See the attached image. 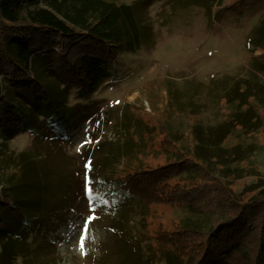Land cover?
Masks as SVG:
<instances>
[{
  "label": "rangeland",
  "instance_id": "obj_1",
  "mask_svg": "<svg viewBox=\"0 0 264 264\" xmlns=\"http://www.w3.org/2000/svg\"><path fill=\"white\" fill-rule=\"evenodd\" d=\"M109 1L131 5L147 36L134 52L121 55L95 90L88 94L83 89L66 90L67 106L56 112V118L43 119L46 110L41 105L33 117L28 102L19 96L0 100V183L12 173L13 163H34V171H26L19 186L23 199L35 194L24 222L31 264H149L113 228L118 205L126 206L133 233L149 246L148 253H155L154 261L160 244L166 245L163 235L178 229L180 222L207 227L210 215L159 202L147 209L137 200L125 199L120 188L105 186L99 177L106 173L121 185L126 173L138 169L137 158L123 150L133 117L148 127L162 126L175 143V148L169 146L166 153L143 161L161 164L179 154L193 159L197 145L193 124L200 125L198 135L208 144L214 141V136H205L227 112L217 98L229 88L225 77H251L255 72L251 63L261 54L248 38L264 14V0H219L210 11L176 7L175 0ZM259 77L264 81V74ZM44 82L55 86L52 77ZM0 93L4 96V90ZM136 123L138 131L143 129L140 121ZM159 143L160 136L152 145L158 149ZM235 145L240 149L234 151ZM221 146L227 149L226 158L211 151L209 161H188L181 177L203 184L219 179L241 197L263 189L264 122L252 136L236 131ZM89 160V187L95 189L91 200L82 187ZM107 161L112 162L106 165ZM41 183L44 190L36 195ZM38 202L45 204L39 215L34 208ZM3 216L8 230H14L17 220L8 212ZM80 235L86 237L83 255Z\"/></svg>",
  "mask_w": 264,
  "mask_h": 264
},
{
  "label": "trees",
  "instance_id": "obj_2",
  "mask_svg": "<svg viewBox=\"0 0 264 264\" xmlns=\"http://www.w3.org/2000/svg\"><path fill=\"white\" fill-rule=\"evenodd\" d=\"M218 1L174 3L176 7L193 6L210 11ZM136 16L131 5L109 0H0V92L4 90L0 100L9 95L19 96L28 102L33 117L36 116L33 110L41 105L46 110L41 115L43 119L56 118V112L67 106L66 90L77 88L91 93L107 78L123 53L139 48L147 32ZM248 44L261 50L251 63L255 72L249 78L225 77L229 88L217 98L227 112L222 123L205 136H214L209 144L198 135L200 125L193 124L192 134L197 141L193 159L209 161L214 150L226 158L227 149L221 144L234 132L252 136L263 126L264 81L259 74H264V14L252 29ZM46 77H52L55 86L45 83ZM13 120L21 123L16 117ZM136 121L141 122L144 130L138 131ZM129 124L126 130L132 131L123 150L127 156L137 158L138 169L126 173L122 186L106 173L99 181L107 187L120 188L117 189L125 199L137 200L147 209L149 204L159 202L172 208L200 211L211 218L205 228L180 222L178 229L163 235L166 245L160 244L162 251L159 250V258L154 261L155 253H148L152 250L140 235L133 233L126 206L118 205L113 228L122 238L138 248L139 255L149 264H264V188L241 197L219 179H212L210 184L190 182L181 174L193 159L180 154L161 164L147 163L144 158H155L161 151L166 153L169 146L175 148L174 141L162 126L148 127L135 117ZM158 136L157 149L152 142ZM232 148L237 151L240 146ZM107 162L106 165L112 161ZM11 169L12 173L0 183V264H31L24 222L33 208L35 194L23 199L19 186L26 171H34V163L16 162ZM42 183L41 188L36 187V195L44 190ZM40 204L34 206L37 215L45 206ZM6 212L17 220L12 231L3 216Z\"/></svg>",
  "mask_w": 264,
  "mask_h": 264
},
{
  "label": "snow or ice",
  "instance_id": "obj_3",
  "mask_svg": "<svg viewBox=\"0 0 264 264\" xmlns=\"http://www.w3.org/2000/svg\"><path fill=\"white\" fill-rule=\"evenodd\" d=\"M85 142H89L85 139ZM84 145L81 144L77 147V151H80V149L83 147ZM84 168H85V173H84V176H85V180H84V184H83V190L85 191L86 193V199L88 200H91L93 198V193L95 192V189L94 188H90L89 187V184H90V181L88 179V173L89 171L91 170V161L89 160L85 165H84ZM88 219L89 218H86V222L84 223L83 227L85 229V232L88 231V228H89V224H88ZM85 235H80L79 236V249L81 251V254H85L84 252V247H85Z\"/></svg>",
  "mask_w": 264,
  "mask_h": 264
}]
</instances>
